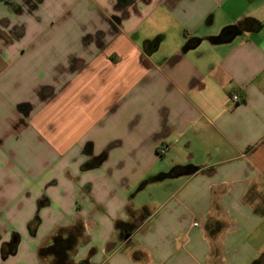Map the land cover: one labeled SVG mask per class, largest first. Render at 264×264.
Here are the masks:
<instances>
[{"label": "crops", "instance_id": "1", "mask_svg": "<svg viewBox=\"0 0 264 264\" xmlns=\"http://www.w3.org/2000/svg\"><path fill=\"white\" fill-rule=\"evenodd\" d=\"M77 216L74 264H264V0H0V264Z\"/></svg>", "mask_w": 264, "mask_h": 264}, {"label": "trees", "instance_id": "2", "mask_svg": "<svg viewBox=\"0 0 264 264\" xmlns=\"http://www.w3.org/2000/svg\"><path fill=\"white\" fill-rule=\"evenodd\" d=\"M104 159V154L91 158L81 165V169H89L98 166ZM199 167L196 166H175L166 173H159L157 175L148 177L141 181L137 187L140 189L148 181L160 180L168 176H175L178 174L196 172ZM47 204L46 198H39L37 206L41 207ZM129 219L126 221L116 220L114 222L115 231L122 237L131 236V234L139 228L140 222L149 216V212L145 207L141 209H133L127 207ZM37 218H34L28 225L30 232L34 231ZM88 241V235L85 232L83 221L80 217H76L70 225H58L54 228L52 233L46 237L37 247V264H74L73 254L76 249ZM18 242V235H12L9 244H4L1 248L2 255L6 256L9 252H13ZM95 251L94 248L89 249L88 256L77 264H90L89 256ZM251 264H257V261Z\"/></svg>", "mask_w": 264, "mask_h": 264}, {"label": "water", "instance_id": "3", "mask_svg": "<svg viewBox=\"0 0 264 264\" xmlns=\"http://www.w3.org/2000/svg\"><path fill=\"white\" fill-rule=\"evenodd\" d=\"M223 35H224V33H221L215 40L221 41V39L223 38ZM196 42H198V40ZM192 47H193V45H189V43H187L183 47V50H187V49L192 48Z\"/></svg>", "mask_w": 264, "mask_h": 264}, {"label": "built area", "instance_id": "4", "mask_svg": "<svg viewBox=\"0 0 264 264\" xmlns=\"http://www.w3.org/2000/svg\"><path fill=\"white\" fill-rule=\"evenodd\" d=\"M231 99H232L233 101H237V100L239 99V97H238L237 94H233V95L231 96ZM164 151H165V149L162 148V149H161V152H164Z\"/></svg>", "mask_w": 264, "mask_h": 264}, {"label": "rangeland", "instance_id": "5", "mask_svg": "<svg viewBox=\"0 0 264 264\" xmlns=\"http://www.w3.org/2000/svg\"><path fill=\"white\" fill-rule=\"evenodd\" d=\"M137 187H138V186H137ZM137 187H136V188H137ZM137 200H138V199H137Z\"/></svg>", "mask_w": 264, "mask_h": 264}]
</instances>
